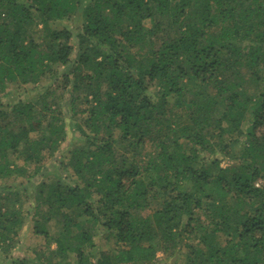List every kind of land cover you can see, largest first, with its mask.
Returning <instances> with one entry per match:
<instances>
[{"label": "trees", "instance_id": "1", "mask_svg": "<svg viewBox=\"0 0 264 264\" xmlns=\"http://www.w3.org/2000/svg\"><path fill=\"white\" fill-rule=\"evenodd\" d=\"M57 65L0 104L1 249L28 199L44 242L11 264H264V0H0V92ZM69 134L66 180L2 186Z\"/></svg>", "mask_w": 264, "mask_h": 264}, {"label": "rangeland", "instance_id": "2", "mask_svg": "<svg viewBox=\"0 0 264 264\" xmlns=\"http://www.w3.org/2000/svg\"><path fill=\"white\" fill-rule=\"evenodd\" d=\"M92 1L94 0H84V3L87 4ZM75 21L76 19L74 15L70 20L66 19L55 24L50 23L49 27L52 29L67 28L68 30H71V32L75 33V29L77 27ZM42 29L43 23H39L38 30ZM77 40L78 38L76 39L75 36H73L71 40V43L75 45V50H77L78 48ZM68 69L69 68L65 66H54L51 69L50 73L46 75V79L40 84V86L34 89H31L32 87L25 85H22L20 89L16 88L15 85L8 87L5 92H0V104L8 108L10 105L17 103L20 100L24 102L30 101L45 90H48L50 93L56 91L57 94H61L62 89L60 87L57 88V86L62 82L63 75L67 73ZM157 89L158 87L155 86L150 88L149 91L154 94ZM68 91L71 92V87L68 89ZM57 94H55L56 99L54 100V102H56V105L57 102H59ZM79 103L80 102H78V104ZM56 105L52 107V109L55 110V115H58V109L60 112H65V109L63 110L62 105L58 108L56 107ZM65 116L67 115L65 114ZM71 138L72 135L69 134V142H67V140L66 142L60 140L57 149L51 153L48 150H45L43 153L44 158L37 164V166H39L38 170L35 169V163L23 160V158L20 157L17 158L16 156H13L11 154L10 161L12 164L16 165L18 171H16L13 177H11L10 179H5L2 182V186H8L13 183V185L16 186L17 190H19L20 192L23 190H28L27 194L32 196L38 184L41 182H56L57 180H66L68 177V172L63 169L62 165L67 163L69 152L72 150L73 145L75 144V137H73L72 139ZM229 163V161H223L222 166L225 167ZM31 202H33L32 207L30 205ZM35 204L36 202L33 201V199H28L24 203L22 212L24 217L27 218H25L18 235L9 245V252L5 253L1 249L2 244L0 243V264H11L13 260H18L20 258L28 256L31 257L33 256L31 248L37 246L41 247L44 243L41 237L34 235V233L32 232V214L33 206ZM106 237V233L103 236L102 234H98V237H95V242L96 244H99L100 247L109 249L111 248L112 243L107 241ZM156 258L159 261H163L165 259V256L161 251H159L157 252Z\"/></svg>", "mask_w": 264, "mask_h": 264}]
</instances>
